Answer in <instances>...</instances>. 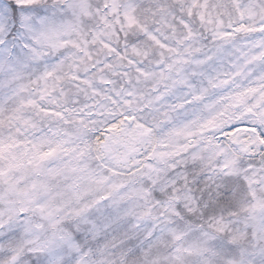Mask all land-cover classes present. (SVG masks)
Masks as SVG:
<instances>
[{
  "label": "snow or ice",
  "instance_id": "snow-or-ice-1",
  "mask_svg": "<svg viewBox=\"0 0 264 264\" xmlns=\"http://www.w3.org/2000/svg\"><path fill=\"white\" fill-rule=\"evenodd\" d=\"M0 264H264V0H0Z\"/></svg>",
  "mask_w": 264,
  "mask_h": 264
}]
</instances>
